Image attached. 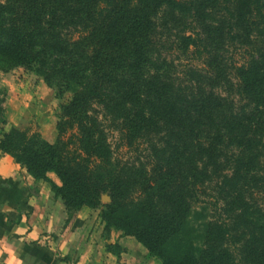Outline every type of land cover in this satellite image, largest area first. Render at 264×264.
Listing matches in <instances>:
<instances>
[{"label": "trees", "instance_id": "obj_1", "mask_svg": "<svg viewBox=\"0 0 264 264\" xmlns=\"http://www.w3.org/2000/svg\"><path fill=\"white\" fill-rule=\"evenodd\" d=\"M179 1L0 2V70H33L60 96L73 95L61 108L54 144L40 132L11 127L0 139V152L13 157L35 181L50 183L69 210L97 208L102 196H110L103 220L134 236L161 264H264V220L254 219L257 212L242 207L241 198L251 193L248 174L257 170L254 159L264 148L262 136L258 138L264 124L257 117L263 111L255 107L250 113H234L212 93L198 95L177 87L160 70L154 50L163 34L157 33L151 17L158 8ZM234 1L219 0L231 18ZM252 5L258 20L251 25L264 27V0H252ZM188 30L196 38L184 37V50L194 58L211 59L195 28L185 25L180 32ZM228 32L234 39L232 24ZM96 105L106 106L105 118L112 117L130 147L164 134V148L151 145V172L113 163ZM233 147L237 151L226 157L236 166L229 178L220 170L219 159ZM50 173L61 186L49 179ZM214 181L217 195L207 186ZM244 181L245 191L240 188ZM200 193L207 198L201 200ZM226 195H235L234 210L220 206L219 198ZM194 204L213 212L198 238L200 246L180 233ZM237 219L243 228L235 229ZM108 249L118 257L123 252L119 245Z\"/></svg>", "mask_w": 264, "mask_h": 264}, {"label": "rangeland", "instance_id": "obj_2", "mask_svg": "<svg viewBox=\"0 0 264 264\" xmlns=\"http://www.w3.org/2000/svg\"><path fill=\"white\" fill-rule=\"evenodd\" d=\"M5 1L0 0V2ZM190 1L193 5H190L188 0H180L179 5L165 6L160 10L158 8L151 17L152 24L158 27L157 33L163 34L160 38L157 37L158 48L154 50V58L160 59L158 61L160 70L172 79L177 87L194 91L198 95L199 92H203L206 96L212 93L221 99L218 100L220 105L234 113H239L242 109L250 113L253 108L260 107L263 114L257 117L264 124V27L256 28L251 25L253 20H258L252 0H235L230 4L232 18L222 9L219 0ZM229 24H232L234 39L229 35ZM185 25L195 28L199 33L204 45L212 52L211 59L194 58L184 50L183 38L188 36L196 38V35L189 30L186 34L180 32ZM245 73L248 77L243 80L241 76ZM72 96L71 93L60 96L33 70L26 68L8 72L0 70V133L3 135L8 131L5 129L12 123L11 120L17 121L22 129H30L42 135L45 132L50 134L53 130L58 133L57 126L62 121L61 108L71 101ZM15 97L19 98L18 102ZM13 104L22 106L21 119H17L16 116L10 119L9 106ZM96 109L99 112L100 124L103 126L101 129L107 137V143L110 144L113 163L130 164L136 170L151 172L152 167L149 163L151 155H155L151 145L157 144V149L160 150L164 148L167 140L164 134L158 135L153 141L151 138L138 140L135 146L130 147L127 139L123 140L122 130L113 125L112 117L108 115V118H105L109 113L106 106L96 105ZM71 133L72 131L66 134L65 138H69ZM261 136L264 143V133L258 135V138ZM236 151L235 147L231 151H224L219 159V164L222 165L220 170H223V175L229 178L235 174L236 166L233 161L227 163L226 157ZM254 161L257 170L248 174V183L252 190L251 193L244 192L242 195L241 198L244 200L242 207L247 206L252 212H257L253 216L254 219L264 220V148L262 154ZM204 164L198 166L202 167ZM103 166L108 171L113 169L107 164ZM48 176L56 185H62L55 173H50ZM253 179H259L258 183ZM246 182L240 183V188H244V191L247 188ZM44 183L48 185L54 197L62 202L67 214L63 225L68 224L74 214L80 210L67 209L61 197L52 190L51 184ZM216 183L217 181H214L211 185H207L213 195L219 192L215 187ZM255 186H260V189ZM200 197L201 200L207 198L203 193H200ZM219 199L222 208L234 210L237 206L235 195L228 197L226 195ZM110 203V196L104 195L97 208L84 207L90 210V224L86 225L85 231L81 233V236L85 234L90 241L91 248H87L86 253H93L89 261L83 263L79 256L73 254L65 257L61 255V260L65 261V264H161L158 258L150 256L145 246L134 236H126L114 223L106 224L102 212ZM212 214L209 206L194 204L185 225L181 228V235L186 233V240L196 244L195 246H200L203 241L198 238L203 235L204 225L211 219ZM236 223L238 225L235 229L243 228L242 220L237 219ZM76 229L81 230L82 227L76 226ZM50 236L49 241L52 242L57 233H50ZM121 237H130L128 247L131 254L129 252L126 255L122 254L127 249L121 246L123 252L118 257L109 252L108 245H119L118 241ZM112 250L119 251L118 248Z\"/></svg>", "mask_w": 264, "mask_h": 264}, {"label": "crops", "instance_id": "obj_3", "mask_svg": "<svg viewBox=\"0 0 264 264\" xmlns=\"http://www.w3.org/2000/svg\"><path fill=\"white\" fill-rule=\"evenodd\" d=\"M17 96V95H15ZM17 102L18 97H15ZM10 119L20 118L21 105L9 106ZM21 119V118H20ZM11 127L22 129L17 121ZM24 130V129H22ZM43 138L53 144L58 133H43ZM2 133H0V139ZM90 210L81 209L68 224L62 202L56 199L43 181H35L13 157L0 152V263L1 264H65L61 255L79 256L83 263L89 261L91 248L88 238L81 236L90 224ZM62 225V226H61ZM81 226L82 229H76ZM50 233H57L49 241ZM130 237H121L118 244L131 254Z\"/></svg>", "mask_w": 264, "mask_h": 264}]
</instances>
